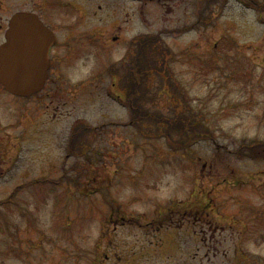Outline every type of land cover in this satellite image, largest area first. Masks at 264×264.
I'll use <instances>...</instances> for the list:
<instances>
[{
  "label": "rangeland",
  "instance_id": "1",
  "mask_svg": "<svg viewBox=\"0 0 264 264\" xmlns=\"http://www.w3.org/2000/svg\"><path fill=\"white\" fill-rule=\"evenodd\" d=\"M166 1L172 0H142L140 23L95 57L106 86L86 102L72 100L56 120L48 119L55 105L40 104L41 95L24 98L0 87V264H116L121 244L143 249L153 241L161 244L160 256L151 250L144 264H264V213L257 209L264 200L262 0L252 2L261 9L232 0L221 10L220 0H183L180 7ZM159 31L164 38L147 56L169 52L162 60L173 80L158 91L162 78L150 75L148 97L161 114L192 118L198 128L191 136L187 129L182 138L169 137L157 124H128L121 84L110 90L123 64L130 67L127 80L133 74L128 53L135 36ZM78 122L100 126L87 135L93 149L87 154L67 150ZM205 125L209 132L197 135ZM194 184L209 195L196 218L175 217L177 231L168 228L170 220L146 231L150 220L163 221L167 206L187 211ZM239 218L250 226L242 257L234 250L236 223L220 234ZM105 234L118 250L94 260Z\"/></svg>",
  "mask_w": 264,
  "mask_h": 264
},
{
  "label": "flooded vegetation",
  "instance_id": "2",
  "mask_svg": "<svg viewBox=\"0 0 264 264\" xmlns=\"http://www.w3.org/2000/svg\"><path fill=\"white\" fill-rule=\"evenodd\" d=\"M141 2L142 0H0V42L5 39V29L10 18L16 12H33L50 29L52 34L49 38L47 51L49 60L47 77L42 89L37 94L41 95L40 104H54L56 110H58L62 105L65 106L66 103H69L71 99L83 100L87 96H91V85H94L96 89L104 86V75L100 77L99 73L95 72V57L100 50H106L110 43L125 41V30L133 23H140L141 21ZM166 2L171 4L174 2L180 7L184 1L172 0ZM183 6L186 7V5ZM133 46L134 49L129 53L133 58L134 81L141 84L140 73L136 71L141 64V43H135ZM162 53L164 52L160 54ZM91 58H93L92 67L88 66V61ZM126 68L125 64L121 66L122 71H118L121 74H114L116 81H113L112 84L119 85L121 78V86H128L130 82H127ZM128 80H131V77ZM125 95L124 92L123 98H125ZM14 144L15 142L12 143L13 150L16 148ZM206 193L207 190L203 185L194 184L190 200H185L187 211L167 206L164 210L166 217L163 221L156 225V218L150 220L146 224L149 226L146 231L160 230L165 220H170L168 228L174 227L177 231V225L172 222L175 217L182 218V216H185L190 217V220L191 217L196 218V215L202 212L208 202L209 195ZM257 204L259 213H264V200ZM110 214L113 213L110 212ZM242 219L239 218L238 221L229 220V224L221 227L220 232L221 234L229 226L233 228L234 223H236V227L231 233L238 236L234 243V250H236V256L241 257L245 251V246L247 247L251 242L247 238V233H250L249 222ZM210 223L211 221H209ZM154 235L156 236V234ZM155 242L153 241L143 249L130 248L128 250L123 248V244H121L117 255L119 262L116 264H144L142 259L149 256L151 250L155 255L159 254L160 256L161 244L155 246ZM96 246L94 260H98L99 257H102L103 260L110 259L118 250V247L113 248L114 243L108 238L107 234H105L103 243ZM207 255L208 253H206Z\"/></svg>",
  "mask_w": 264,
  "mask_h": 264
},
{
  "label": "water",
  "instance_id": "3",
  "mask_svg": "<svg viewBox=\"0 0 264 264\" xmlns=\"http://www.w3.org/2000/svg\"><path fill=\"white\" fill-rule=\"evenodd\" d=\"M50 35L37 15L19 12L12 16L0 45V83L8 91L26 96L41 89L47 76Z\"/></svg>",
  "mask_w": 264,
  "mask_h": 264
},
{
  "label": "trees",
  "instance_id": "4",
  "mask_svg": "<svg viewBox=\"0 0 264 264\" xmlns=\"http://www.w3.org/2000/svg\"><path fill=\"white\" fill-rule=\"evenodd\" d=\"M160 32L161 31L155 33H142L139 37L135 39L136 42L141 43V64L140 67L137 68V71L140 73L141 76V84L135 83V76L134 74H132L128 86H122L123 90L126 93L125 103L128 105L131 111V116L128 123L133 126H137V124L140 125V122L141 125H145V123L150 125L157 124L159 131L163 134L166 132L165 134H167L169 137H172V134L176 132L181 134L180 137L182 138L183 132L187 129L190 131V133L187 134L191 136L192 134H194V131L198 128V125L192 118L168 117L165 114H161L158 110H156L154 106H151L153 101L151 96L148 97V92L150 90L148 89V87H146V80L149 78V76L153 73L166 76L170 75L168 70L169 68L166 67L167 61L162 60V58L166 59L165 55H167L169 52H164L161 55H159L158 53L157 57L155 56L154 52H151L150 56H147V52L154 45L153 43L157 40H163ZM145 36L148 37L143 39ZM159 60H161V63H159ZM197 122L200 123V121ZM98 127L100 128V126H92L88 127V129L95 130ZM182 128L184 129L182 130ZM82 130L83 127L80 125H77L75 128H73L70 147H77L79 149L78 151L86 152V150H89L90 147L88 145V140H82L81 138H79ZM208 132L209 128L205 125V128L201 127L199 129L197 135H206ZM255 148H259V146L251 148V150H256ZM261 148L262 150H264V142H262ZM243 150H247V148H244Z\"/></svg>",
  "mask_w": 264,
  "mask_h": 264
}]
</instances>
